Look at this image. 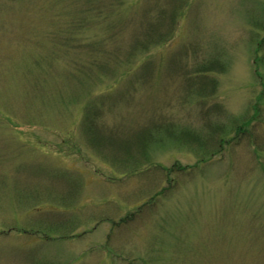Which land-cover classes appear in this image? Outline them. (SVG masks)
I'll use <instances>...</instances> for the list:
<instances>
[{
    "label": "rangeland",
    "instance_id": "1",
    "mask_svg": "<svg viewBox=\"0 0 264 264\" xmlns=\"http://www.w3.org/2000/svg\"><path fill=\"white\" fill-rule=\"evenodd\" d=\"M57 1L0 0V264H264V0L123 5L101 65Z\"/></svg>",
    "mask_w": 264,
    "mask_h": 264
},
{
    "label": "trees",
    "instance_id": "2",
    "mask_svg": "<svg viewBox=\"0 0 264 264\" xmlns=\"http://www.w3.org/2000/svg\"><path fill=\"white\" fill-rule=\"evenodd\" d=\"M122 1L123 0H59L54 4L53 8L55 10H52L51 13H45V16L48 17L49 14H52V13L55 14V12L60 10V8H62L63 6L70 10L69 11L70 15L68 16L69 19H67V20L69 22H71V24L73 25V30H72V32L67 33L69 38H68L67 43H66V45H67V47L65 49L66 54H68V52H71V51H66V50L70 49V46H71L72 50H78V49H80V47L81 48L83 47L82 42H80V41L73 42V39H77L78 37L81 38V35H82V33H84V31H90V30L93 31L94 30L95 35H94L93 41H91L90 44H88V45L86 44L85 47L88 50L87 52H89V54L100 55V58H98L97 60H95V57H93L90 61L91 62L90 65L91 64L92 65L93 64L101 65V60L103 59V55L105 54L104 53L105 50L103 51V49L107 50V49H109L108 47L110 46V43L106 42L107 35H109L113 31L116 24L118 23V20H117V22H114L111 18L113 16L118 17V15H119L118 13H120L122 11L123 5H124V11L122 12L124 15L122 13H120V14H121V16H123L122 19L127 20V17L130 14V12H132V13H134V11L138 12V10L140 8L139 3L143 2V0H136V1L132 0L131 2H129L125 6L124 1L123 2ZM78 5H80V6H78ZM115 5H117V6L115 7ZM77 6L79 8H75ZM73 8H74V11H73ZM72 11L74 12L73 15H71ZM110 14H113V15H110ZM121 16H120V18H121ZM156 25H161V22L159 21L158 23H156ZM169 26H171V25H169ZM76 29L77 30L83 29V30L80 32H76L75 31ZM167 30H168V28H167ZM170 31H172V30L170 29ZM61 32H59V33H61ZM166 34H169V31L166 32ZM105 36H106V38H105ZM263 46H264V39L262 41H259L256 45V48L254 50V55H255L254 63H256V61H257V54L259 52H261L262 49L264 48ZM134 48H135V46H134ZM61 56L62 55H59V57H61ZM258 59L260 61H262L264 59V55L260 56V58L258 57ZM214 61H216V60H213V61L209 62L208 64H205V63L199 64L197 66L198 67L197 69H199L201 71H205L206 69L209 68V65L211 63H214ZM217 61L221 63L220 69L224 70L225 66L222 63V60L219 59ZM96 62H99V63H96ZM123 62L125 63L126 61L124 60ZM71 63L75 67V69L80 67V65H74L75 64L74 61H71ZM81 66L86 68L89 65L82 63ZM111 66L118 69L117 66H115V65H111ZM74 67H73V69H74ZM112 67H109V68L111 69ZM135 67H133L131 69V71H127L128 72L127 75L131 74L130 72H132L135 69ZM107 71H108L107 69H106V71L104 69L102 73L98 74L96 77H94L88 81L89 82H93V81L95 82L96 78H99V77L108 78V76H106L104 74V72H107ZM123 71H125V69H123ZM257 74H258V72H257ZM113 78H116V77H110V79H113ZM111 89H113V86H111ZM111 89H109V90H111ZM106 97H108V96H106ZM100 101L99 102H86L85 104H83L84 105L83 106V114L81 117V119H83V120L81 121V128H82L81 130L86 135L89 131H92V129L96 126V123H95L96 111H98V109H96V108H99L100 111H102ZM84 112H85V114H84ZM83 115H84V118H83ZM239 131H240V133H243L244 129L241 128V130H239Z\"/></svg>",
    "mask_w": 264,
    "mask_h": 264
}]
</instances>
